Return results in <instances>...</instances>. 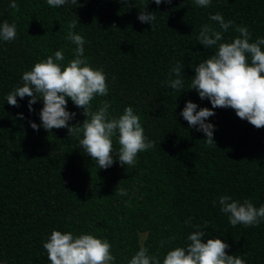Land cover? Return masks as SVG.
<instances>
[{
  "label": "trees",
  "instance_id": "1",
  "mask_svg": "<svg viewBox=\"0 0 264 264\" xmlns=\"http://www.w3.org/2000/svg\"><path fill=\"white\" fill-rule=\"evenodd\" d=\"M15 2L13 9L0 0V24L17 26L15 40L0 39V264H51L43 244L53 230L106 239L114 264H128L140 247L162 264L168 251L186 247L187 237L200 229L205 242L220 238L229 244L228 254L264 264V220L232 226L219 204L229 195L264 206V128L231 108H216L207 122L215 125L217 146H209L204 133L179 115L187 101L197 110L212 107L187 90L196 66L216 51L199 43L202 26L221 31L223 42L237 37L239 26L248 29L250 42L264 38V0H211L207 7L194 0H79L59 7L47 0ZM145 9L155 13L154 30L138 20ZM216 13L233 22L227 32L209 19ZM77 19L71 30L84 37V58L104 72L109 89L93 99L92 111L107 102L110 117L118 118L131 106L155 145L138 154L134 166L120 165L116 137L114 164L100 169L66 128H31L29 121L41 124L42 101L31 112L29 97H17L19 107L7 104L35 63L56 51L64 53L62 65L75 58L76 45L66 36ZM177 64L183 65L182 90L168 83ZM67 110L76 113L70 125L86 119L70 99ZM121 188L126 195L116 194Z\"/></svg>",
  "mask_w": 264,
  "mask_h": 264
},
{
  "label": "clouds",
  "instance_id": "2",
  "mask_svg": "<svg viewBox=\"0 0 264 264\" xmlns=\"http://www.w3.org/2000/svg\"><path fill=\"white\" fill-rule=\"evenodd\" d=\"M79 0H47L51 7L63 6L66 3L77 4ZM156 5L171 4L172 0H154ZM200 7H207L211 0H194ZM129 4V0H121ZM9 7H17L15 0H9ZM147 8V7H146ZM209 19L220 25L227 32L232 21L225 22L221 14L210 15ZM138 20L147 23L154 30L156 16L146 9L140 11ZM79 20L69 24L66 39L76 45L75 58L62 65L65 60L63 51H56L54 57L35 63L33 68L22 75V86H18L7 95V104L19 107L17 97L23 100L29 97L28 108L42 101L39 117L41 124L31 122L33 130L42 127L47 132L53 129L66 128L69 136L79 138V148L90 156L100 169H108L114 164L113 137L117 138L119 148L117 156L121 166H134L138 154L154 147V143L145 136L140 117L128 106L118 118L110 117V105L105 102L92 111V101L97 96L108 95V83L102 70L90 66L84 58L85 40L82 35L72 31ZM17 26L6 21L0 24V39L6 42L17 38ZM239 33L231 42H223L221 31L210 24L202 26L198 40L204 48H216L214 54L199 63L194 71L191 85L187 90H195L201 100L207 99L211 108L202 107L187 101L180 116L187 121L189 128L204 133L209 146H217L214 141L215 125L207 122L215 115L213 109L231 108L241 120H246L257 129L264 128V38L251 41V34L244 26L236 28ZM183 65L177 64L172 69L175 79L168 81L176 90L184 87L181 78ZM185 91V90H184ZM182 91V92H184ZM83 109L86 119L81 123L69 124L76 113L67 110L68 100ZM24 119L22 114H18ZM82 135V138H80ZM117 195H126L121 188ZM220 210L228 215L232 226L259 225L264 220V206L256 208L250 200L243 203L235 201L229 195L219 197ZM187 223V222H186ZM200 229V225L195 226ZM207 226L205 225V228ZM205 231L192 232L186 247H176L167 252L162 264H246L240 256L227 253L229 244L220 238H206ZM47 259L51 264H114L115 256L112 246L106 239L92 234L74 236L72 232L53 230L43 244ZM128 264H161L158 255H149L148 249L140 247Z\"/></svg>",
  "mask_w": 264,
  "mask_h": 264
}]
</instances>
